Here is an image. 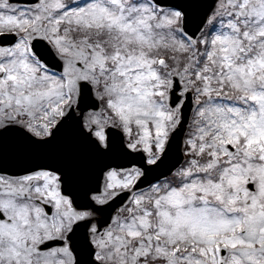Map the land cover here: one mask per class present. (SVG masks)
I'll list each match as a JSON object with an SVG mask.
<instances>
[{
  "label": "snow or ice",
  "instance_id": "snow-or-ice-1",
  "mask_svg": "<svg viewBox=\"0 0 264 264\" xmlns=\"http://www.w3.org/2000/svg\"><path fill=\"white\" fill-rule=\"evenodd\" d=\"M0 264H264V0H0Z\"/></svg>",
  "mask_w": 264,
  "mask_h": 264
},
{
  "label": "water",
  "instance_id": "water-1",
  "mask_svg": "<svg viewBox=\"0 0 264 264\" xmlns=\"http://www.w3.org/2000/svg\"><path fill=\"white\" fill-rule=\"evenodd\" d=\"M177 154L180 155L179 152Z\"/></svg>",
  "mask_w": 264,
  "mask_h": 264
}]
</instances>
